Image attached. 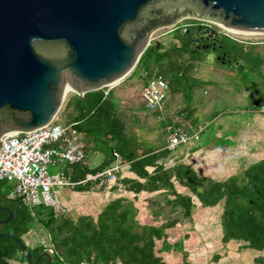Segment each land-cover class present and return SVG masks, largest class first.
I'll return each mask as SVG.
<instances>
[{
    "label": "trees",
    "instance_id": "obj_1",
    "mask_svg": "<svg viewBox=\"0 0 264 264\" xmlns=\"http://www.w3.org/2000/svg\"><path fill=\"white\" fill-rule=\"evenodd\" d=\"M173 30L177 43H171L166 48L159 42L158 45L156 42L149 43L133 67L134 73L139 72L141 84L153 74H161L165 78L168 96L164 108H167L171 93L182 91L190 98L195 82L187 78V72L193 66L192 61L199 60L204 53L191 50L189 36L182 26L177 25ZM222 36L225 64L234 65L243 75L246 68L259 72L261 59L249 47L254 43H244L225 34ZM184 54H187L189 61H185ZM104 89L88 90L82 96L74 93L65 101V119L59 121L64 124L76 121L74 126L80 134L85 153L84 161L75 164L73 177L78 178L88 171L119 163L120 169L107 187L115 190L121 186L132 192V199L116 194L94 215L82 213L71 217L68 213L55 212L51 206L42 203L32 210L28 209L18 198L7 197L12 183L0 179V205L7 206L12 212L9 221L0 223V232H9L18 238L32 261L46 246L50 247L52 250L47 264H164L160 253L165 249L162 245L156 247L157 240L167 245L164 240L166 230L174 227V230H179L180 219L176 216L160 220L158 224L140 223L133 201L143 192L148 196H151L149 193L158 192L162 194L163 204L168 205L172 212L180 210L182 217L191 218L197 204L200 208L221 204L219 242L224 245L233 243L238 249H250L249 252L254 254V264H264V157L247 163L237 173L223 178L200 175L191 164L174 154L177 146L191 142L178 144L173 149L166 146L165 139L160 147L146 146L134 133H126L124 120L119 113V99L113 95L111 88L106 93ZM260 93L262 97L254 105L256 112L262 105L259 102L264 101V92ZM162 115L158 118L162 119L160 125L165 132V125L172 119ZM223 139L218 140L222 142ZM188 149L192 151L195 147L188 146ZM92 151H101L104 156L90 165L87 155ZM123 163L126 166L122 170ZM88 188V184L74 187L76 190ZM146 212L150 213V210L147 208ZM153 212L160 216L162 214L160 209ZM5 216L6 213L0 211V218ZM37 224L45 231L46 242L29 243L24 237ZM184 235L187 236L186 233ZM184 239L179 241L180 244H184ZM183 253L187 254L185 250ZM217 254L220 257L219 251L213 256ZM46 260L45 256H41L36 264H44ZM186 263L184 259L177 264ZM0 264H27L26 256L17 242L6 235L0 236Z\"/></svg>",
    "mask_w": 264,
    "mask_h": 264
},
{
    "label": "water",
    "instance_id": "obj_2",
    "mask_svg": "<svg viewBox=\"0 0 264 264\" xmlns=\"http://www.w3.org/2000/svg\"><path fill=\"white\" fill-rule=\"evenodd\" d=\"M185 17L264 33V0H0V141L51 120L67 87L82 96L120 80L154 30ZM0 211V223L11 219L7 206ZM4 235L27 264L41 256L49 262V252L32 261L18 238Z\"/></svg>",
    "mask_w": 264,
    "mask_h": 264
},
{
    "label": "rangeland",
    "instance_id": "obj_3",
    "mask_svg": "<svg viewBox=\"0 0 264 264\" xmlns=\"http://www.w3.org/2000/svg\"><path fill=\"white\" fill-rule=\"evenodd\" d=\"M205 19L214 22V25L219 27L214 19L208 17ZM185 21L187 20L182 18L175 25L154 30L150 35L149 43L159 42L163 48L168 47L171 43H177V39L173 36V28L179 24L183 27L182 23ZM220 29L226 31L224 28ZM260 34L255 35L258 42L249 46L261 59L258 66L259 72L246 68V73L243 75L233 64L230 66L228 63L218 62L215 60L214 53L204 51L199 60L192 61L193 66L187 72V78L195 82L190 92V98H187L182 91L171 93L168 97L167 108L161 111L164 118L166 116L177 120L185 117L204 127L200 137L201 148L198 151L192 154L191 151H188L189 145H179L174 150V154H177L180 160L193 165L200 175L223 178L231 173H237L254 158L264 157V117L260 112L262 110L260 105L258 112L252 111V109H256V106L250 101L253 97H262L260 92H264V42H260V39L263 38ZM232 35L236 34L232 33ZM183 57L186 62L189 61L187 54H184ZM138 75L139 72L134 73L132 68L124 77L113 83L111 90L113 95L119 99V113L124 120L126 133H134L146 146H161L165 139V132L162 131L160 125L162 119L145 107L140 95L142 84ZM74 93L73 90L65 92L55 114L59 120L65 119V101ZM188 112L190 114L187 115ZM253 114H256V119L251 118ZM239 115L246 119L245 124L243 120L245 133H241L242 137L234 138V141L238 143L237 146L229 148V150L223 149V152L220 153L218 144L225 143L224 146H230L231 141L223 139L221 142L216 138L218 132L220 133L218 121L224 120V117L227 116V119L230 117L237 119ZM236 124H240L238 120ZM259 127L262 130H258ZM228 128H232V125L228 124ZM230 132L233 134L232 131ZM246 141L248 146L244 144ZM103 156L101 151H92L87 155V160L92 165L100 161ZM49 170L53 171V168L50 167ZM176 185L180 189V185L178 183ZM121 192L119 189L110 190L108 187L104 190L100 188L76 190L65 186L56 189L58 199L65 208L63 212L68 213L71 217L82 213L94 215L108 199ZM127 197L132 199L130 195ZM139 198L144 201L148 199L146 204L137 202L139 201L137 198L133 200L138 209L136 217L140 223L154 222L158 224L160 220L176 216L180 219L179 230H174L175 227L166 230L164 240L167 241V245L164 246L161 244V240H157L156 247L162 245L165 249L160 253L164 264H177L184 259L187 261L186 264H254V254L249 252L250 249L242 247L238 249L233 243L224 245L223 242H219L221 204L208 205L204 208H200L197 204L192 210V217L188 218L182 217L180 210L170 211V207L163 204L162 194L158 192L145 198L139 196ZM147 208L150 213L146 212ZM157 209L161 210V216L153 212ZM152 212L153 214H151ZM44 232L42 227L37 224L24 238L29 243L40 240L46 242ZM181 239H184V244H180ZM182 249L187 254L183 253ZM218 251L221 254L220 257L218 254L214 257L213 254ZM227 254L228 256L223 258Z\"/></svg>",
    "mask_w": 264,
    "mask_h": 264
},
{
    "label": "built area",
    "instance_id": "obj_4",
    "mask_svg": "<svg viewBox=\"0 0 264 264\" xmlns=\"http://www.w3.org/2000/svg\"><path fill=\"white\" fill-rule=\"evenodd\" d=\"M219 30L235 40L244 43H256L251 32H233ZM231 32V33H229ZM236 34V35H232ZM260 42H264V33ZM113 84L105 85L104 93ZM140 95L145 107L161 117L165 100L168 96V84L161 74L149 76L140 88ZM264 111V104L261 105ZM76 121L64 124L54 115L47 123L28 131H15L4 135L0 141V179L12 183L7 197L18 198L28 209L37 204L51 206L55 212H63L64 206L56 194L57 187L74 188L76 185L88 184L96 189L106 186L115 178L120 169L119 163L86 172L74 178L75 164L84 161L85 153L80 134L75 128ZM204 129L185 117L171 120L164 127L166 146L173 149L178 144L196 141ZM52 167L53 171L49 168ZM50 252L48 246L44 249Z\"/></svg>",
    "mask_w": 264,
    "mask_h": 264
},
{
    "label": "flooded vegetation",
    "instance_id": "obj_5",
    "mask_svg": "<svg viewBox=\"0 0 264 264\" xmlns=\"http://www.w3.org/2000/svg\"><path fill=\"white\" fill-rule=\"evenodd\" d=\"M182 23L186 35L189 36L191 50L209 51L214 53L215 60L223 62L225 52L222 51V32L214 22L196 17H185ZM181 27V24L178 25Z\"/></svg>",
    "mask_w": 264,
    "mask_h": 264
},
{
    "label": "crops",
    "instance_id": "obj_6",
    "mask_svg": "<svg viewBox=\"0 0 264 264\" xmlns=\"http://www.w3.org/2000/svg\"><path fill=\"white\" fill-rule=\"evenodd\" d=\"M259 98H255V97H253L252 98V100H250L251 102H252V104H254V103H256V101L258 100ZM258 104V103H257ZM259 104H264V101H262V102H259ZM252 111L253 112H256V110H254V109H252ZM260 113V112H259ZM241 115V114H240ZM238 116L237 117V119L236 118H233V119H231L232 117H230L229 119H227L228 118V116L227 117H224L225 119L223 120H221L220 119V121H218V131H220V133L218 132V139H220L221 137H224L225 139H228V140H230L231 141V145L230 146H224L225 145V143H222V144H218V150L220 151V153H222L223 151V149H226V150H229V148H234L235 146H237L238 145V143H236V141H234V138L236 137V138H238V137H242V134L241 133H245L244 132V130H243V128H245V126L243 125V120H244V124H245V122H246V119L245 118H243V117H241V116ZM262 115H263V117H264V112H262ZM247 116V115H246ZM252 116H254V117H252ZM251 116V118L253 119H256V114H253ZM247 118V117H246ZM239 121V123L240 124H236V121ZM228 124L229 125H232V128H228ZM230 129H233V130H230ZM258 130H262V128H258ZM230 131H232V133L233 134H231V132ZM243 131V132H242ZM240 132V133H239ZM213 133H214V131H213ZM216 135V134H215ZM212 136V135H211ZM201 137V136H200ZM241 140V139H240ZM242 143V142H241ZM240 143V145H242ZM197 144V146H195ZM245 144V146L247 145L248 146V143H247V141H246V143H244ZM260 145V144H259ZM264 145V144H263ZM262 145V146H263ZM162 146V145H161ZM153 147H160V146H153ZM189 147H192V148H194L195 147V149L194 150H192L191 151V153L193 154V153H195V151H198L200 148H201V144H200V139H199V141H197V142H191V143H189ZM186 154V153H185ZM188 155H189V153H188ZM256 159H258V158H254L253 160H251V161H254V160H256ZM87 161V160H86ZM250 161V162H251ZM89 162V161H88ZM170 162V161H169ZM96 163V162H95ZM190 164V163H189ZM123 166L121 167L122 168V170H123V168H125V166H126V163H123L122 164ZM193 166V165H192ZM194 167V166H193ZM195 168V167H194ZM195 170H197V169H195ZM102 189V190H104V189H106L107 188V185L106 186H102V187H97V189ZM119 190H121L122 192L120 193V194H118V195H125V196H132L133 197V194H132V192H129V191H126L123 187H119L118 188ZM94 190V189H93ZM96 190V189H95ZM148 193H141V194H138L137 195V200L139 199V201H137V202H141V203H143V204H146L147 203V200L146 201H144L142 198L140 199L139 198V196H144V198H145V196H148L147 195ZM149 194H151L152 195V193H149ZM135 204V203H134Z\"/></svg>",
    "mask_w": 264,
    "mask_h": 264
},
{
    "label": "bare ground",
    "instance_id": "obj_7",
    "mask_svg": "<svg viewBox=\"0 0 264 264\" xmlns=\"http://www.w3.org/2000/svg\"><path fill=\"white\" fill-rule=\"evenodd\" d=\"M214 21H215V20H214ZM216 23H217L218 25H220L221 27H223L224 29L228 30V31L237 32V31L234 30V29H231V28H228V27L224 26L223 24L219 23L218 21H216ZM238 32H239V31H238ZM251 33H258V32H251ZM113 83H115V82H113ZM113 83H112V84H113ZM66 89H67V90H73V89L70 88V87H67Z\"/></svg>",
    "mask_w": 264,
    "mask_h": 264
}]
</instances>
